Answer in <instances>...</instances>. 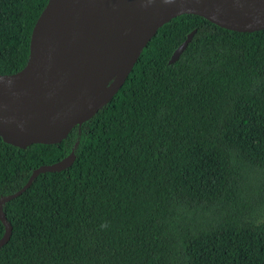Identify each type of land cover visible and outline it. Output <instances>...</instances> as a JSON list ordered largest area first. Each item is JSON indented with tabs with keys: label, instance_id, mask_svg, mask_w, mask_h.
<instances>
[{
	"label": "trees",
	"instance_id": "obj_1",
	"mask_svg": "<svg viewBox=\"0 0 264 264\" xmlns=\"http://www.w3.org/2000/svg\"><path fill=\"white\" fill-rule=\"evenodd\" d=\"M48 1L0 0V76L26 67ZM70 152V167L0 204V264H264V221H252L264 208V29L174 16L61 142L0 138V202Z\"/></svg>",
	"mask_w": 264,
	"mask_h": 264
},
{
	"label": "water",
	"instance_id": "obj_2",
	"mask_svg": "<svg viewBox=\"0 0 264 264\" xmlns=\"http://www.w3.org/2000/svg\"><path fill=\"white\" fill-rule=\"evenodd\" d=\"M183 14L235 32L264 29V0H49L33 27L26 67L0 76V138L21 149L61 142L120 89L157 29ZM74 158L70 152L36 168L0 204L23 193L39 174L70 167ZM0 221L1 248L11 232L1 208Z\"/></svg>",
	"mask_w": 264,
	"mask_h": 264
},
{
	"label": "rangeland",
	"instance_id": "obj_3",
	"mask_svg": "<svg viewBox=\"0 0 264 264\" xmlns=\"http://www.w3.org/2000/svg\"><path fill=\"white\" fill-rule=\"evenodd\" d=\"M252 221L255 225L264 221V208H261L255 213Z\"/></svg>",
	"mask_w": 264,
	"mask_h": 264
}]
</instances>
